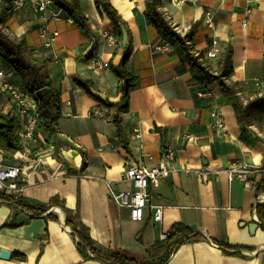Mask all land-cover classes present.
Returning <instances> with one entry per match:
<instances>
[{
	"label": "crops",
	"instance_id": "0c3cea01",
	"mask_svg": "<svg viewBox=\"0 0 264 264\" xmlns=\"http://www.w3.org/2000/svg\"><path fill=\"white\" fill-rule=\"evenodd\" d=\"M109 1L131 32L130 51L123 44L122 29L104 10L100 14L96 0H79L90 32L82 29L77 15L65 10L61 18L51 19L50 12L40 13L31 3L16 13L11 0H0V28L23 39L38 61L48 62L47 73L61 101L56 133L40 131L26 159L20 138L26 117L0 89V113L15 117L14 135L22 147L8 150L0 137V162L25 167L21 175L25 187L18 200L46 207L59 218H31L0 204V250L12 253L9 261L0 259V264H31V256L33 264H103L82 258L71 228L63 224L67 217L87 228L96 247L138 263L158 262L161 253L152 252L154 243L181 223L208 241L181 245L166 264H264V194L257 193L264 164V0L157 1L173 23L190 27L189 40L205 55V71L192 62L187 45L170 40L152 22L148 0ZM208 11L215 30L207 24ZM68 16L75 23H69ZM46 21L50 31L59 33L51 47H46L42 35ZM214 37L221 58L231 51L226 83L237 91L243 107L250 105L245 124L239 121L234 99L209 76L221 71V61L206 55ZM164 40L171 41L172 50L155 53ZM128 53L127 70L134 87L129 99L122 100L121 82L111 65H120ZM0 58L10 82L26 90L22 77ZM97 58L104 66L94 64ZM87 80L110 102L128 101L122 138L114 122L116 109L88 94L80 84ZM218 118L224 122L223 132L215 125ZM168 147L176 150L174 171L161 184L150 185V206L142 220H133L130 209L119 206L113 193L134 191L133 183L123 178L126 169L131 163L157 165ZM233 164L252 166L248 185L230 180L226 172L215 173ZM159 205L164 209L161 222L154 218ZM255 221L259 227L252 234L249 225ZM10 223L22 225L6 226Z\"/></svg>",
	"mask_w": 264,
	"mask_h": 264
},
{
	"label": "trees",
	"instance_id": "16d2710c",
	"mask_svg": "<svg viewBox=\"0 0 264 264\" xmlns=\"http://www.w3.org/2000/svg\"><path fill=\"white\" fill-rule=\"evenodd\" d=\"M57 5L62 7L65 11L71 15L78 16V22L82 29L90 32V27L88 25L87 19L83 14L79 6V0H55ZM158 0H148L149 4V14L152 22L161 27L165 35L170 39L180 43L182 47H186V40L182 38L178 33L173 31L168 22L165 20L163 15L158 10L157 6ZM97 8L102 14V10L108 15V17L115 23V25L122 29L126 27L125 21L118 11L113 7L109 0H96ZM2 20L0 19V25ZM127 28V27H126ZM129 33V43L126 48L131 50V32ZM189 38V37H188ZM0 56L6 63L15 70L23 79V84L25 89L38 95V110H39V122L37 124L35 134L36 136L40 131L47 133L48 135H53L57 131V123L61 116V101L58 93L52 88L51 79L47 73L48 62L38 61L32 56L29 47L26 45L23 39H17L6 34L2 28H0ZM129 59V53L120 65H111L112 71L120 79V92L122 94V100H128L129 94L134 87V77L127 70V62ZM231 64V51L229 49L227 56L224 58L223 67L221 68L220 75L210 74L211 78L221 82L224 92L234 99V103L239 111V121L243 124L246 122V116L249 111L250 105L243 107V103L239 100L237 96V91L226 83L224 78L230 74L229 66ZM197 66H200L196 63ZM202 71H205L203 67H200ZM84 90L97 97L94 93L95 84L89 80L80 83ZM102 104L109 107L110 109H116V115L114 122L118 128L120 137L122 138V122L123 115L128 112L129 105H121V103H112L108 99H102L97 97ZM264 101V98H262ZM16 124V119L10 114L0 113V137L3 138L5 146L8 150L13 152L22 150V147L17 141L14 135V128ZM123 141V139H122ZM257 193L264 194V164L263 173L260 182L257 185ZM19 197L6 195L0 193V204H5L15 209L27 212L30 214L31 218L43 217L45 219H52L59 221V218L52 212H48L49 209L46 207H34L26 205L18 200ZM54 206L57 205L56 201L51 202ZM79 210V206L77 207ZM79 211H77L76 217L79 216ZM66 226H69L74 234V238L77 241V248L82 258L85 260H95L103 264H147L138 263L137 261L127 258L124 255L112 250V249H100L96 247L93 239L88 234L87 228L76 222L72 217H67L64 221ZM22 224L10 223L6 226L11 228H16ZM264 228V224H263ZM194 241H208V239L199 233H194L187 226L176 223L166 234V238L162 241H157L154 243L151 249L154 254H158V262L155 264H166L170 256L183 244ZM211 241V240H210ZM222 248H230L229 245L211 241ZM149 252V251H148ZM158 252V253H157Z\"/></svg>",
	"mask_w": 264,
	"mask_h": 264
},
{
	"label": "built area",
	"instance_id": "2783aa9c",
	"mask_svg": "<svg viewBox=\"0 0 264 264\" xmlns=\"http://www.w3.org/2000/svg\"><path fill=\"white\" fill-rule=\"evenodd\" d=\"M12 9L18 13L23 11L28 3L34 5L40 13L50 12L51 19H59L64 13V9L57 5L55 0H11ZM159 11L163 13L168 20L170 27L178 33L182 38L186 40V44L189 49L190 57L194 64H199L202 67H207L205 63V55L200 50L196 49L192 41L188 38V28H182L179 25L173 23L169 17V13L165 8L157 7ZM67 21L71 24L75 23V20L68 16ZM206 19L208 26L215 30L216 22L214 20L211 11L206 12ZM246 25V22H245ZM42 35L46 37V47H51L56 40L59 33L57 31H50L47 21L44 24ZM109 42H114L112 35H106ZM219 41L215 37L212 42V49L207 52V57L213 60H220V67H223L224 58H221L217 52ZM172 43L169 40H164L161 44L154 48V52L157 54H166L172 50ZM94 64L98 67L104 66L101 59H94ZM107 64V63H106ZM220 72H216V75H220ZM226 81V77L224 78ZM0 89L6 92L9 97L19 105L21 113L26 117V124L21 137L23 154L25 158L29 159L32 155V146L36 142L35 130L39 122V110H38V95L32 94L26 90H22L12 84L8 79V75L3 68L0 58ZM201 96L204 93H200ZM241 96L240 93H238ZM242 97V96H241ZM244 105L248 104L246 99H243ZM95 114L99 115L97 110ZM215 125L219 132L224 131V122L221 118L215 121ZM137 136H140V130L135 129ZM142 147L138 149L141 150ZM176 160V150L168 147L160 160V162L152 167L146 166L143 163H131L130 166L124 172L123 178L131 181L134 185V191L113 193L115 202L121 207H128L131 212V218L133 220H142L144 217V210L150 206L149 203V187L150 185H159L163 181L167 180L174 171V163ZM35 165V164H34ZM24 165H5L0 162V193L18 197L24 191L25 185L21 183V175L24 172ZM226 172L230 180L239 179L246 185L249 183L250 175L254 172L250 164H233L224 170L215 171L216 174ZM207 174V173H206ZM164 215V209L161 205L155 206V220L161 222Z\"/></svg>",
	"mask_w": 264,
	"mask_h": 264
},
{
	"label": "water",
	"instance_id": "95a60500",
	"mask_svg": "<svg viewBox=\"0 0 264 264\" xmlns=\"http://www.w3.org/2000/svg\"><path fill=\"white\" fill-rule=\"evenodd\" d=\"M122 36H123V44L124 45H128L129 43V33H128V30L126 29V27H122ZM92 45L86 50L85 54L84 55H87L88 52L92 49ZM94 93L102 98V99H107V96L100 92V91H97V90H94ZM63 224H64V221H63ZM259 227V223L258 222H253L249 225V228H250V231L252 234H254L257 230V228ZM12 258V253L6 249H1L0 250V259H3V260H7L9 261L10 259Z\"/></svg>",
	"mask_w": 264,
	"mask_h": 264
},
{
	"label": "bare ground",
	"instance_id": "6f19581e",
	"mask_svg": "<svg viewBox=\"0 0 264 264\" xmlns=\"http://www.w3.org/2000/svg\"><path fill=\"white\" fill-rule=\"evenodd\" d=\"M61 216L63 217L64 214H61ZM31 264H33V256H31Z\"/></svg>",
	"mask_w": 264,
	"mask_h": 264
},
{
	"label": "rangeland",
	"instance_id": "374dc122",
	"mask_svg": "<svg viewBox=\"0 0 264 264\" xmlns=\"http://www.w3.org/2000/svg\"><path fill=\"white\" fill-rule=\"evenodd\" d=\"M3 62L5 63V65H7V64H6V61H3ZM260 107H262V105H259V108H260Z\"/></svg>",
	"mask_w": 264,
	"mask_h": 264
}]
</instances>
